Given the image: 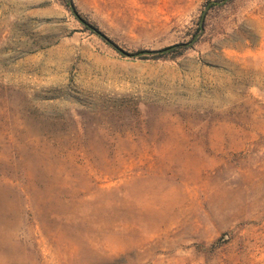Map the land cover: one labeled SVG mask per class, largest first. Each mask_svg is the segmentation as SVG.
<instances>
[{
	"label": "rangeland",
	"instance_id": "1",
	"mask_svg": "<svg viewBox=\"0 0 264 264\" xmlns=\"http://www.w3.org/2000/svg\"><path fill=\"white\" fill-rule=\"evenodd\" d=\"M72 1L0 0V264H264V0Z\"/></svg>",
	"mask_w": 264,
	"mask_h": 264
},
{
	"label": "trees",
	"instance_id": "2",
	"mask_svg": "<svg viewBox=\"0 0 264 264\" xmlns=\"http://www.w3.org/2000/svg\"><path fill=\"white\" fill-rule=\"evenodd\" d=\"M62 3L70 10V12L74 15L75 18H77L82 24H84V26L93 31V32H100L98 31V29L92 25L91 23H89L84 17H82V15L78 12L76 6L74 5L72 0H61ZM199 29L201 28V24L198 25ZM98 34V33H97ZM99 35V34H98ZM102 39H104L107 43L111 44L112 46H114L111 41H109L108 39H106L103 35H99ZM193 40V39H192ZM186 46L184 43H178L176 45H174L173 47H165L156 51H152L151 54L154 56H163L165 55L169 50H176V52H181L183 49H185ZM129 55H133L135 53H127Z\"/></svg>",
	"mask_w": 264,
	"mask_h": 264
},
{
	"label": "water",
	"instance_id": "3",
	"mask_svg": "<svg viewBox=\"0 0 264 264\" xmlns=\"http://www.w3.org/2000/svg\"><path fill=\"white\" fill-rule=\"evenodd\" d=\"M99 35H103L101 32H97ZM104 36V35H103Z\"/></svg>",
	"mask_w": 264,
	"mask_h": 264
}]
</instances>
